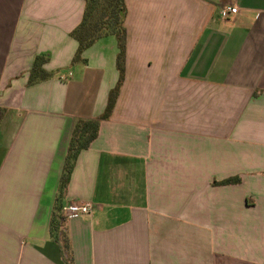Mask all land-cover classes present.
Returning a JSON list of instances; mask_svg holds the SVG:
<instances>
[{"label":"crops","instance_id":"1","mask_svg":"<svg viewBox=\"0 0 264 264\" xmlns=\"http://www.w3.org/2000/svg\"><path fill=\"white\" fill-rule=\"evenodd\" d=\"M125 2V81L63 203L73 264H264V0ZM84 11L0 0V264L67 257L50 224L71 134L119 78L114 36L72 65ZM39 55L55 75L29 86Z\"/></svg>","mask_w":264,"mask_h":264},{"label":"trees","instance_id":"2","mask_svg":"<svg viewBox=\"0 0 264 264\" xmlns=\"http://www.w3.org/2000/svg\"><path fill=\"white\" fill-rule=\"evenodd\" d=\"M83 1L85 2L83 20L71 33V36L79 44L72 65H86L88 61L84 57V53L100 39L114 36L117 39L119 49L116 58L119 78L116 86L108 95L105 111L96 118L78 120L71 134L50 224V236L60 242L63 252L67 253L64 264H73V258L70 256V241L63 226V203L67 195L71 175L81 152L87 150L91 146L98 137L101 124L111 118L126 77L127 30L125 27V20L127 7L125 0ZM48 62L49 57L46 55H39L36 57L30 71L29 86L45 82L54 77L55 74L45 69V65ZM5 115L6 109L0 107V126ZM240 182L241 179L235 177L222 182H215L214 184L230 185L239 184Z\"/></svg>","mask_w":264,"mask_h":264},{"label":"built area","instance_id":"3","mask_svg":"<svg viewBox=\"0 0 264 264\" xmlns=\"http://www.w3.org/2000/svg\"><path fill=\"white\" fill-rule=\"evenodd\" d=\"M238 9L233 6L223 7L220 11V16L222 18H228L231 14H237ZM93 204L90 202L74 204L66 208L65 213L68 218H73L76 216L88 217L92 214Z\"/></svg>","mask_w":264,"mask_h":264}]
</instances>
